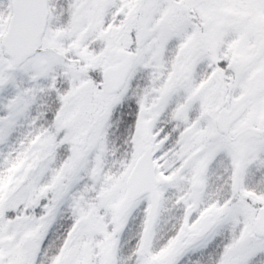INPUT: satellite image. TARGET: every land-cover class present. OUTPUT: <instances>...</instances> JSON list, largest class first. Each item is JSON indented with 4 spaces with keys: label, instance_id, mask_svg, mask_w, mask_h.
I'll return each instance as SVG.
<instances>
[{
    "label": "snow or ice",
    "instance_id": "6c2138e0",
    "mask_svg": "<svg viewBox=\"0 0 264 264\" xmlns=\"http://www.w3.org/2000/svg\"><path fill=\"white\" fill-rule=\"evenodd\" d=\"M0 264H264V0H0Z\"/></svg>",
    "mask_w": 264,
    "mask_h": 264
}]
</instances>
